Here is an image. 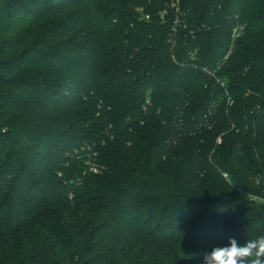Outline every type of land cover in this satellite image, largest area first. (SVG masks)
I'll list each match as a JSON object with an SVG mask.
<instances>
[{"label": "trees", "instance_id": "16d2710c", "mask_svg": "<svg viewBox=\"0 0 264 264\" xmlns=\"http://www.w3.org/2000/svg\"><path fill=\"white\" fill-rule=\"evenodd\" d=\"M261 234L264 0H0V264Z\"/></svg>", "mask_w": 264, "mask_h": 264}, {"label": "clouds", "instance_id": "9594fccd", "mask_svg": "<svg viewBox=\"0 0 264 264\" xmlns=\"http://www.w3.org/2000/svg\"><path fill=\"white\" fill-rule=\"evenodd\" d=\"M202 264H264V234L246 239L242 244L230 238L229 245L204 253Z\"/></svg>", "mask_w": 264, "mask_h": 264}]
</instances>
